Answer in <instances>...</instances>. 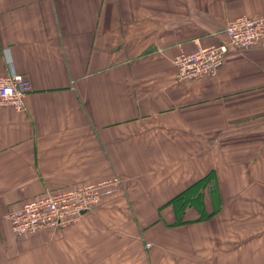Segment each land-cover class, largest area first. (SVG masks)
<instances>
[{"label": "crops", "instance_id": "crops-1", "mask_svg": "<svg viewBox=\"0 0 264 264\" xmlns=\"http://www.w3.org/2000/svg\"><path fill=\"white\" fill-rule=\"evenodd\" d=\"M264 0H0V264H264V40L214 76L175 58L229 42ZM206 220L171 200L204 176ZM119 177L67 227L17 236L8 215L48 193Z\"/></svg>", "mask_w": 264, "mask_h": 264}, {"label": "built area", "instance_id": "built-area-1", "mask_svg": "<svg viewBox=\"0 0 264 264\" xmlns=\"http://www.w3.org/2000/svg\"><path fill=\"white\" fill-rule=\"evenodd\" d=\"M226 32L229 36L228 43L201 46L192 53L178 55L174 60L177 79L192 81L204 76H214L222 67L230 47L248 50L256 46L264 40V16L239 17L228 24ZM31 91V82L14 69H10L7 74H0V108L22 110L25 97ZM121 184L119 177H112L48 193L26 202L8 215L12 231L17 236H22L67 227L92 211L105 194L119 188Z\"/></svg>", "mask_w": 264, "mask_h": 264}, {"label": "trees", "instance_id": "trees-1", "mask_svg": "<svg viewBox=\"0 0 264 264\" xmlns=\"http://www.w3.org/2000/svg\"><path fill=\"white\" fill-rule=\"evenodd\" d=\"M214 182L212 175L204 176L188 190L171 200L170 203L175 209L178 224L184 222V214L189 207H195L199 211V220H206L208 218L209 215L205 208V190L208 189L209 192H212Z\"/></svg>", "mask_w": 264, "mask_h": 264}]
</instances>
